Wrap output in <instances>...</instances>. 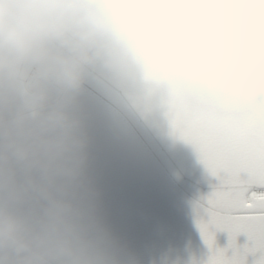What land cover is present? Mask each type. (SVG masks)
<instances>
[{"label": "clouds", "instance_id": "1", "mask_svg": "<svg viewBox=\"0 0 264 264\" xmlns=\"http://www.w3.org/2000/svg\"><path fill=\"white\" fill-rule=\"evenodd\" d=\"M262 20L264 0H0V264H111L78 109L92 66L131 72V42L150 35L218 87L210 39Z\"/></svg>", "mask_w": 264, "mask_h": 264}, {"label": "snow or ice", "instance_id": "2", "mask_svg": "<svg viewBox=\"0 0 264 264\" xmlns=\"http://www.w3.org/2000/svg\"><path fill=\"white\" fill-rule=\"evenodd\" d=\"M209 45L220 84L205 87L172 67L146 35L131 44L134 68L166 107L172 131L191 143L217 183L198 227L210 249L206 264H264V20L248 35L218 32ZM228 244L213 249L214 234ZM243 234V243L237 237Z\"/></svg>", "mask_w": 264, "mask_h": 264}, {"label": "rangeland", "instance_id": "3", "mask_svg": "<svg viewBox=\"0 0 264 264\" xmlns=\"http://www.w3.org/2000/svg\"><path fill=\"white\" fill-rule=\"evenodd\" d=\"M158 53L161 55V52ZM88 74L85 82L125 111L152 151L156 184L167 195L151 212L152 218L155 215L153 220L166 225V236L171 228L185 226L190 211L204 215L200 204H190L193 201L190 194L205 200L217 179L209 173L194 146L172 131L170 120L166 117V107L163 109L166 123L160 120L162 111L157 112V107L152 106L149 95L153 94L149 93L138 70L133 68L129 73H121L103 62H97ZM163 192H160V196L165 195ZM100 205L116 216L113 205L101 200ZM200 233L195 223L194 234Z\"/></svg>", "mask_w": 264, "mask_h": 264}, {"label": "water", "instance_id": "4", "mask_svg": "<svg viewBox=\"0 0 264 264\" xmlns=\"http://www.w3.org/2000/svg\"><path fill=\"white\" fill-rule=\"evenodd\" d=\"M78 109L91 138L90 173L99 199L116 205L118 214L129 221L138 236L149 234L147 212L155 201L156 188H143L149 164L141 154L140 139L131 129L118 128L112 106L90 92H79ZM162 262L176 264L169 259Z\"/></svg>", "mask_w": 264, "mask_h": 264}, {"label": "flooded vegetation", "instance_id": "5", "mask_svg": "<svg viewBox=\"0 0 264 264\" xmlns=\"http://www.w3.org/2000/svg\"><path fill=\"white\" fill-rule=\"evenodd\" d=\"M156 96L158 97L156 98L157 101H155V98L152 101L161 107H165L160 103L159 96ZM150 171L147 185L156 188L157 199L158 192L163 191L156 187L154 179L156 172L152 174ZM194 203H197V201L190 202V204L195 205ZM99 211L117 241L112 250L111 264H171L170 262H161L163 259H172L177 264H206L208 260L210 249L205 243L204 237L201 233L199 235L194 234L195 223L198 220H205L207 218L205 213L204 215H198L196 212L190 211L185 219L187 220L185 226L174 229L180 235L170 236L168 233L166 236V226H157V223L152 224L151 222L149 234L138 236L131 229L128 222H121L120 220L107 221L106 210L99 206ZM123 233L126 235L131 234V237H123ZM227 244L228 234L224 231H216L213 249L224 248Z\"/></svg>", "mask_w": 264, "mask_h": 264}]
</instances>
